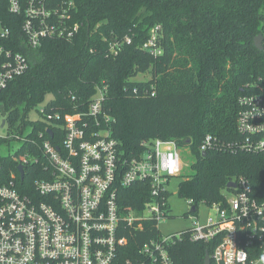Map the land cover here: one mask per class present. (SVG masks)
<instances>
[{
    "label": "trees",
    "instance_id": "16d2710c",
    "mask_svg": "<svg viewBox=\"0 0 264 264\" xmlns=\"http://www.w3.org/2000/svg\"><path fill=\"white\" fill-rule=\"evenodd\" d=\"M72 1L71 23L80 25L73 39L49 38L35 50L13 45L30 66L0 93L7 129L0 147L28 128L19 152H35L28 140L41 144L40 132L46 135L43 139L60 144L53 128L62 119L54 123L41 116L32 121L29 113L44 103V119L54 113L63 118L85 110L96 88L105 87L103 112L115 119L111 132L121 149L133 152L143 140L161 139L191 152L192 175L178 184L177 196L191 200L195 210L199 204L224 205V191L232 192L227 184L241 176L250 182L253 197L264 201L263 154L199 151L206 137L221 144L239 139L238 99L254 93V85L264 88V51L254 47L258 35L264 46V0ZM0 14L11 29L9 40L21 44L19 17L5 8ZM151 30L154 48L160 51L156 55L143 47ZM114 41L117 56L108 52ZM144 74L149 77L136 80ZM46 128L53 129V139ZM37 171L35 165L26 166L20 179L17 162L0 154V184L8 183L12 172L17 189L30 194L41 177ZM146 194L145 185L130 187L124 191L126 204L139 207ZM154 233L148 228L126 233L127 257ZM169 252L175 264H204L212 247L184 239Z\"/></svg>",
    "mask_w": 264,
    "mask_h": 264
},
{
    "label": "built area",
    "instance_id": "2783aa9c",
    "mask_svg": "<svg viewBox=\"0 0 264 264\" xmlns=\"http://www.w3.org/2000/svg\"><path fill=\"white\" fill-rule=\"evenodd\" d=\"M4 8L21 20L24 41L15 45L9 40L11 29L0 14V93L30 66L28 57L13 45L35 50L46 39L71 40L80 30L78 23H71L72 0H0V11ZM154 42L155 33L143 47L156 55L160 51ZM118 49L114 41L108 52L117 56ZM254 87V93L238 99L239 139L221 144L206 137L199 147L202 154L219 150L264 155V88ZM105 95V87L96 88L85 110L63 118L54 113L44 119L42 107L37 119L42 116L54 123L62 119L52 127L60 144L43 139L46 135L40 132L41 144L28 140L35 152H19L20 146L10 156L17 162L19 177L18 167L24 171L30 165L38 167L41 177L34 180L30 194L17 189L12 172L8 183L0 184V264H175L169 250L184 239L212 247L210 264H264L260 259L264 201L253 197L250 182L242 176L230 181L235 187L224 191L230 194H224V205L207 207L215 210L214 218L201 223L196 208L190 212L195 221L190 229L167 236L160 233L159 225L171 219L168 188L171 179L181 174L182 149L161 139L143 140L133 152L121 149L112 137L115 119L103 112ZM3 118L0 111L1 123ZM53 129L46 128L51 139ZM29 134L28 128L14 138L26 142ZM140 184L145 185L147 200L139 207L127 205L124 191ZM188 204L194 206L191 200ZM146 228L155 233L127 257L125 234Z\"/></svg>",
    "mask_w": 264,
    "mask_h": 264
},
{
    "label": "rangeland",
    "instance_id": "374dc122",
    "mask_svg": "<svg viewBox=\"0 0 264 264\" xmlns=\"http://www.w3.org/2000/svg\"><path fill=\"white\" fill-rule=\"evenodd\" d=\"M154 36L153 30L150 31V36ZM149 76L147 74L138 75L136 80L147 79ZM49 100V96L46 98L45 102ZM44 103L39 104L35 109L29 113V118L35 120L38 118V112L42 109ZM1 125V119H0ZM6 127L0 128V137L4 138L6 136ZM21 146V140L14 139L9 142L8 145H3L0 147V154L3 156H14L17 150ZM194 162V158L191 155V152L188 149L181 150V163L182 171L180 177H174L171 179L168 192V206L170 209L171 219H167L164 223L159 225L160 233L163 236L173 235L178 232H184L190 229L195 222L194 219H191L190 209L191 207L188 204V200L181 199L177 196L178 184L187 176L192 175L191 165ZM226 197H230V194L224 192ZM198 220L203 223L207 217L214 218L216 216L215 210L207 208L204 204L198 205ZM132 256V255H131Z\"/></svg>",
    "mask_w": 264,
    "mask_h": 264
},
{
    "label": "water",
    "instance_id": "95a60500",
    "mask_svg": "<svg viewBox=\"0 0 264 264\" xmlns=\"http://www.w3.org/2000/svg\"><path fill=\"white\" fill-rule=\"evenodd\" d=\"M263 37L262 35H258L254 38V47L259 50V51H264V46H263ZM0 111H1V114L3 117H5L6 113H5V110H4V107L1 106L0 107ZM5 125V119L3 118L2 120V123L0 125L1 128H3ZM49 135H51L50 131H48ZM18 172L20 174V179L23 178V166H19L18 167ZM235 185L234 183L232 182H229L226 186L227 189H234ZM195 211V207L193 206L191 209H190V212L193 213ZM204 264H210V257L208 255V253H206L205 255V259H204Z\"/></svg>",
    "mask_w": 264,
    "mask_h": 264
},
{
    "label": "clouds",
    "instance_id": "9594fccd",
    "mask_svg": "<svg viewBox=\"0 0 264 264\" xmlns=\"http://www.w3.org/2000/svg\"><path fill=\"white\" fill-rule=\"evenodd\" d=\"M260 259H261V260H264V255H262Z\"/></svg>",
    "mask_w": 264,
    "mask_h": 264
}]
</instances>
